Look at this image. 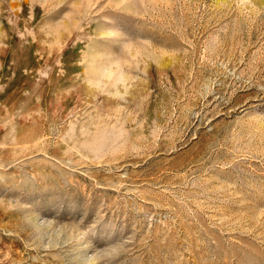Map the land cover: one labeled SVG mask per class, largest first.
I'll list each match as a JSON object with an SVG mask.
<instances>
[{"label":"rangeland","instance_id":"374dc122","mask_svg":"<svg viewBox=\"0 0 264 264\" xmlns=\"http://www.w3.org/2000/svg\"><path fill=\"white\" fill-rule=\"evenodd\" d=\"M0 264H264V0H0Z\"/></svg>","mask_w":264,"mask_h":264}]
</instances>
